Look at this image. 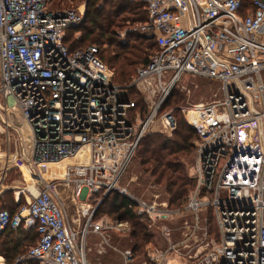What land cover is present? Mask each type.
Masks as SVG:
<instances>
[{
  "label": "built area",
  "instance_id": "built-area-1",
  "mask_svg": "<svg viewBox=\"0 0 264 264\" xmlns=\"http://www.w3.org/2000/svg\"><path fill=\"white\" fill-rule=\"evenodd\" d=\"M52 1L0 0V116L20 149L6 153L0 185L13 170L29 172V186L19 190L27 204L13 214L0 210V236L9 230L39 236L14 264H102L93 247L101 254L112 234L130 232L127 220H95L113 192L129 198L152 225H163L167 239V225L183 213L182 240L164 252L151 250L142 264H170L173 256L190 264H264V0H253L247 13L243 0H126L144 5L148 19L121 36L142 32L159 47L126 86L114 82L98 47L66 45L68 31L85 23V8L51 10ZM186 78L218 86L215 99L165 110ZM132 90L146 111L137 110ZM176 112L197 135L195 188L182 209L171 210L166 188L163 201H146L119 184L147 133L160 126L159 133L171 136L177 129ZM59 186L86 205L79 229ZM95 193L100 199L93 207ZM118 256L112 264L137 262L132 251ZM0 264L9 263L0 257Z\"/></svg>",
  "mask_w": 264,
  "mask_h": 264
},
{
  "label": "trees",
  "instance_id": "trees-1",
  "mask_svg": "<svg viewBox=\"0 0 264 264\" xmlns=\"http://www.w3.org/2000/svg\"><path fill=\"white\" fill-rule=\"evenodd\" d=\"M54 1L51 2V8L56 5ZM106 1L104 6L98 8L97 0L88 1L85 23L78 29L68 31L65 43L71 50L90 46L98 47L102 62L114 73V82L128 85L136 75L137 68L147 65L150 56L158 52L159 47L155 38L145 33H130L125 38L120 36V31L127 28L128 23L144 24L147 22L148 17L144 5L133 4L126 0ZM243 4L244 13L253 8V0H243ZM78 33L81 35L80 40L77 39ZM133 96H137L139 101L132 100ZM172 98L166 107L169 103L170 105L179 104L181 101L176 93ZM130 99L137 104V110L146 111L142 96L138 92L130 91ZM135 112L133 111L132 114ZM196 138L195 131L178 116L177 129L170 137L152 132L147 133L140 142L135 155L142 171L150 179L157 184H167L173 208L181 207L186 203L193 186V181L188 177L182 159L192 153L193 142ZM9 194L12 195L7 193L4 197ZM11 197L13 200V196ZM4 203L6 205L0 206V210H8L12 214L25 205L23 201L18 205ZM104 203L105 205L110 204L112 212L108 214L113 219L125 218L131 221L134 229L132 239L136 242L134 251L149 241L146 226L138 220L137 206L129 198L113 192L104 200ZM101 211L102 208L96 215H99ZM213 226L216 230V226ZM38 237L36 231L19 233L9 230L0 236V256L8 259L9 264H14L19 256L27 252V247L38 242ZM135 255L140 256L138 252Z\"/></svg>",
  "mask_w": 264,
  "mask_h": 264
},
{
  "label": "rangeland",
  "instance_id": "rangeland-1",
  "mask_svg": "<svg viewBox=\"0 0 264 264\" xmlns=\"http://www.w3.org/2000/svg\"><path fill=\"white\" fill-rule=\"evenodd\" d=\"M88 1H96V0H55L54 4H56V5L53 6L51 8V10H57V9H60V10H62V9H76V10H78L79 9V10H81V9L85 8L86 13H87ZM113 2H116V0H113ZM105 3H107L106 0H97V8L104 6ZM137 25L138 24H134L133 22L128 23V27L125 28L124 30L122 29L120 31L121 32L120 36H121V34L125 33L126 29L136 28ZM140 33H142V32H140ZM122 38H125V37H122ZM121 86H126V85H121ZM175 93L178 94V97L181 99L180 103L179 104H172V105H170V103H169V106L164 108L165 110H171V109H174L176 107H181V106L184 107V106H188V105H194V104H198L200 102L213 101L215 99L216 94L218 93V86H216L215 84H212V82H209L206 80L195 79V78H186V79L182 80L178 84V86L174 89L173 94H175ZM171 99H173V98L171 97ZM132 100L139 101V98L137 96H133ZM175 115H176V118L178 120V116H180V114L178 112H176ZM1 120H2V116H0V125H2ZM159 131H160V126H156L153 129L152 133L162 134V133H159ZM21 132L23 133L24 138H26V140H28V138L30 137L29 136L30 135L29 129L26 128L24 125H22V131ZM162 135L168 136L166 134H162ZM168 137H170V136H168ZM26 147L28 148L29 151H31L29 142L26 143ZM8 151L11 155H16V154L18 155L19 154L20 149H19L18 137L13 132H10L9 134H7V133L3 132L0 128V155H2V157H3V154L5 152H8ZM135 158L133 159L131 165L129 166L127 171L124 173V175L120 181V184H119L120 189L125 190L129 196H131L137 200L151 201V200H154L156 196H158V198H157L158 201H163L161 194L165 193L164 190L166 188V192L170 197V206H169L170 209L171 210L182 209L186 205L188 199H187L186 203L181 207H178V208L171 207V196L168 192L167 184H157L153 179H150L149 176L146 175L142 171V169L139 165V162ZM182 162L185 166L187 175L190 174V175H188V177L190 178L191 168H192V165L194 163V150L192 151V153L189 156L184 157L182 159ZM59 172L60 171H57V174H59ZM10 173L11 174L7 175V178L10 177L9 182L11 183V181L16 180L17 186H23L22 183H19V181L22 182L21 176L18 175L19 173L17 171H14V170L11 171ZM3 176H4V172H3V168H2V163L0 162V179ZM12 179H15V180H12ZM190 180L193 181V186L190 190L188 198L190 197L191 193L193 192V190L195 188V181L192 178H190ZM27 181H29V179H27ZM59 190H60V193H62L61 198L63 199L64 205L68 211V216H69V220H70L71 225L74 228L79 229V227L82 226L84 224V221H85V218L83 217L82 212H83V209L85 208L86 205L83 202L80 203L79 201H77L74 198V195L72 194V192L70 190H68L66 187L59 186ZM11 196L12 195L9 194V195H7V197H4L3 202H7V203L11 204L13 201ZM99 197H100V194H96V193L93 194L92 200L89 202L90 205H92L93 207L96 206L97 204H95V201L96 200L98 201ZM23 203L25 205L27 204L25 199L23 200ZM104 205H105V203L103 201L99 207V209L102 208V211L99 215L95 216V220L98 221V220H101L103 218H107L111 222L117 221L116 219H113L108 214V213L112 212L110 204H108V205L106 204L105 206ZM182 215H183V213H181V215L179 214V215L174 216V218L172 219L173 221L167 225L172 232V233H170L171 237L169 236V238L167 239V236L165 234L169 233V231H165L163 229V227H164L163 225H158V224L152 225L151 222L146 217L137 213V217H138L139 222L146 226V229H147L146 233L149 235V241L146 242V244H144V246L139 248L137 251H134V246L136 245L135 240L132 239V232L134 229H133L131 221L127 220L129 223V227H130V232L125 234L124 237H122V238L118 237L115 234H112L111 239H110L111 246L109 248H107V250L105 252H102L101 254L98 253L99 248L93 247V246H95V244H93L92 245L93 250H92L91 254L94 255L95 260L100 257L98 259V261L102 264H112L118 260V258H119L118 255L121 252H125V251H132L133 253L138 252L140 256H136V261H137L136 264H142L148 259V254L151 252V250L158 249V250L164 252V251H166L169 242H171V244H176L182 240L183 234L185 232L183 229L180 230L181 226H183L182 223L184 221V219L182 218ZM186 217H187L186 220L189 223H191L193 220L192 215H187ZM205 217H208V219H209V229H210V235L212 236V239L215 241H218L219 235L217 233V227L215 230V228L213 226V225L216 226V222L212 216V213H208V215H205ZM121 220H126V219L123 218ZM26 246H24L25 249H26ZM28 248L29 247H27V249ZM112 249L113 250L116 249L120 253L113 254ZM186 251H188V250H182V252H186ZM170 264H190V261L187 259H184L183 257L180 258V257L173 256L171 258Z\"/></svg>",
  "mask_w": 264,
  "mask_h": 264
},
{
  "label": "crops",
  "instance_id": "crops-1",
  "mask_svg": "<svg viewBox=\"0 0 264 264\" xmlns=\"http://www.w3.org/2000/svg\"><path fill=\"white\" fill-rule=\"evenodd\" d=\"M0 128L4 132V128H3L2 125H0ZM6 153L7 152H5L3 154V157H2V155H0V160H1L0 162L2 163V165L4 164V157L6 156ZM17 172L19 173L18 175L21 176V178H22V182L19 181V183H22L23 186H17L15 179H12V180H15V181H11V183H10L9 182V180H10L9 178L10 177L7 178V176H6L5 180L0 185V206L6 205L3 202L2 199H3L4 195L7 194V193H11L12 194L13 200H14V202L12 201V203H14L15 205L20 204V202L23 201L24 199L26 200V197L24 195H22V193L19 190H21L23 187H28L29 186L28 183H27V179L28 178L25 175L22 174V170H20V171L17 170ZM0 257H2V256H0ZM7 261H8V259H7Z\"/></svg>",
  "mask_w": 264,
  "mask_h": 264
},
{
  "label": "bare ground",
  "instance_id": "bare-ground-1",
  "mask_svg": "<svg viewBox=\"0 0 264 264\" xmlns=\"http://www.w3.org/2000/svg\"><path fill=\"white\" fill-rule=\"evenodd\" d=\"M22 174L25 175L28 178L29 172L22 169Z\"/></svg>",
  "mask_w": 264,
  "mask_h": 264
}]
</instances>
